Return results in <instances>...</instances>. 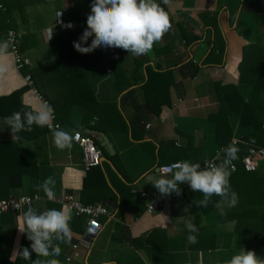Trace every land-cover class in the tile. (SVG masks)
Here are the masks:
<instances>
[{
	"label": "crops",
	"instance_id": "crops-1",
	"mask_svg": "<svg viewBox=\"0 0 264 264\" xmlns=\"http://www.w3.org/2000/svg\"><path fill=\"white\" fill-rule=\"evenodd\" d=\"M66 1L9 2L20 51L29 61L27 70L54 59L50 41L65 31L58 23V14L63 11ZM156 2L169 14L171 28L149 53L140 55L145 64L138 75H146V66L154 71H163L166 63L180 62L172 68L171 85H165L160 94L137 89L138 106L130 109L127 101L124 104L126 110L121 106V97L137 85L118 93L115 74L112 70L107 73L110 69L107 64L86 59L82 63L83 69L95 99L102 104H116L117 111L126 119V128L115 130L102 125L104 130H99L98 115L77 105L70 106L67 114L63 113L64 122L57 119L52 110L54 122L59 123L62 129L80 132L90 138L89 131L101 132L113 145L115 154L110 157L102 152L100 165L89 171L85 170L81 147L73 141L70 148L58 149L53 142L52 130L47 126L34 124L30 131H19L13 141L7 118L14 113L23 117L28 109H39L43 104H49L33 85L27 83L26 72L16 68L9 44L7 56L0 61L9 69L0 75V98L28 87L20 95V105L9 107L0 115V142H7L10 146L15 144L14 148L6 147L4 153H0L3 167L0 199L36 195L38 200L31 207L37 212L60 209L62 206L49 201L43 188L39 187L52 176L54 197L73 194L84 204H101L109 210L108 216L100 218L101 231L89 247L82 244L84 217H76L70 212V239L54 240L53 244L61 249L60 255L40 256L41 264L48 259H57L59 264H225L239 251L236 222L218 219L219 215L231 210L227 203L218 207L216 202L206 213L191 212L185 198L191 189L181 184L183 198L150 215L145 211L147 198L140 194H160L151 183L161 178L156 169L171 160L173 147L185 146L189 137L196 146H204L203 152L198 154L203 162H218L222 158L223 147L217 144L215 123L209 119V115L218 108L215 84L234 86L242 99L249 102L252 90L248 82L255 74L264 71V16L244 11L242 0ZM5 35L6 32L0 30V43L7 42ZM217 37L224 42L222 62L207 63L206 57ZM188 40L192 42L187 44ZM135 57L137 55L129 57L127 68L133 67ZM185 63L191 66L181 67ZM260 98L264 104V91ZM134 114L140 116L144 123V129L136 131L135 136L129 121ZM228 121L232 144L241 143L247 150L249 147H264L255 143L260 144L264 138L245 143L253 129L241 127L237 115H230ZM178 161L199 163L193 159ZM256 161L259 175L264 176V160L257 158ZM171 175L164 176L171 178ZM15 183L17 185H12ZM27 209L17 215L0 217V260L32 264L37 259L34 252L31 259L18 254L20 247L31 251V241L19 229L24 226L22 213ZM187 222L199 229L195 244L188 242ZM68 257L72 258L69 263L66 261Z\"/></svg>",
	"mask_w": 264,
	"mask_h": 264
},
{
	"label": "trees",
	"instance_id": "trees-1",
	"mask_svg": "<svg viewBox=\"0 0 264 264\" xmlns=\"http://www.w3.org/2000/svg\"><path fill=\"white\" fill-rule=\"evenodd\" d=\"M0 2V30L5 31L7 34L9 30L15 29L14 25H12L13 19L11 16L13 9L9 5L11 0H1ZM92 2L93 0H67L63 11L60 13V18L62 21L71 22L75 26L51 39L50 44L54 54L52 61L28 70L27 67L22 68V71L26 72L24 76H29L34 89L42 99L47 101L56 118L61 122L66 120L65 117L62 118L64 116L63 113L67 114L70 106L77 105L98 115L97 128L99 130H104L105 126H109L110 129L124 130L126 128V119L117 111L116 104H102L95 99L86 79L83 61L91 59L99 64H107L115 74V88L118 93L128 89L130 86L137 85V88L128 90L121 97V106L125 108L124 104L128 101L130 106L127 107L133 108V110L139 104L136 97L137 89L145 93L160 94L165 85H171L172 68L177 67L180 62L172 61L171 63H166V69L163 71H154L151 67L146 66V75L142 76L138 74H140L139 70L143 67L145 61L142 60L141 56H137L132 60L133 67L127 68L128 59L132 54L123 49L109 48L105 50L97 48L89 54H81L76 51L73 42L77 41L85 28H87L86 20L88 12L91 11ZM242 8L244 11L254 15L264 16V0H242ZM1 23L3 26H1ZM191 42L192 40L186 41L187 44ZM18 50L22 54L19 45ZM156 51L158 52L159 49ZM223 52L224 42L217 37L205 61L207 63L220 64ZM185 66H191V64L185 63L181 67ZM248 85L252 90V94L249 102L246 103L234 86L220 87L219 84H215L218 108L209 115V119L215 123L216 142L223 149L231 143L232 139L228 121L230 115L239 117L241 127H251L253 129V132L245 138V143L255 142V138H264V104L260 98L261 92L264 91V71L255 74L249 80ZM27 89L28 87L26 86L13 91L8 96L1 97L0 115L15 104L19 106L20 95ZM125 109L127 110V108ZM129 121L133 136H135L136 131L140 132L144 129V123L140 116L134 114ZM188 139L189 141L185 146L181 148L173 147V157L168 162L163 163V165L180 159H193L199 162L200 165L203 163V159H200L198 154L203 152L204 146L202 144L196 146L191 137ZM255 143L261 146L264 145V140L260 144L259 142ZM11 144L13 146L8 145L7 142H0V153H4L6 147L14 148L15 144ZM235 146L239 149L238 158L232 162L237 169L230 175V185L232 190L238 194V203L236 206L231 207L229 212L219 215L218 219L220 221L231 220L236 222L238 249L244 247L247 250H254L258 256L264 258V176L259 175V170L257 172H248L244 169L241 160L247 154V149L241 143ZM101 152L106 155L104 149H101ZM223 158L224 153L222 152V158L216 163H219ZM2 169L0 162V178L3 175ZM12 185H17V183ZM185 198L191 212L200 211L202 213L210 211L213 205L221 200L220 196L213 195L207 207H197L193 201L202 200L203 194L192 190L186 192ZM22 250L20 247L19 255H21L20 252ZM0 264L13 263L7 259H2Z\"/></svg>",
	"mask_w": 264,
	"mask_h": 264
},
{
	"label": "clouds",
	"instance_id": "clouds-1",
	"mask_svg": "<svg viewBox=\"0 0 264 264\" xmlns=\"http://www.w3.org/2000/svg\"><path fill=\"white\" fill-rule=\"evenodd\" d=\"M167 4L168 0H164ZM61 15V14H60ZM87 28L77 41L73 42L76 51L81 54L92 53L97 48L105 50L120 48L132 55H145L149 53L154 44L159 42L171 28L169 14L156 2V0H93L91 12L87 15ZM69 22L65 27L73 28ZM90 41V43H89ZM8 43H0V61L7 56ZM8 67L0 62V75L8 72ZM53 111L49 105L43 104L39 109H32L23 114L14 113L7 118L11 127L12 139L21 130H31L32 125L52 128ZM55 146L64 150L72 146L78 134L60 128L58 125L52 130ZM224 158L215 164L201 167L199 163L180 161L174 167L176 171L171 178L161 176L151 181L161 195L180 194V185L187 183L193 192H201L203 199L193 201L197 207H207L213 195L220 196L217 206L227 203L234 207L238 203V194L230 185V166L238 158L239 149L229 144L222 149ZM54 178L45 179L42 187L49 198L52 197L51 186ZM24 226L19 228L31 241V251L23 248L20 254L24 259H31L32 252L37 259L32 264H41L40 256H59L61 249L53 244L54 240L70 239L71 213L67 206L60 209L51 208L43 212L29 207L22 213ZM189 230L188 242L197 243L199 229L191 222L186 223ZM44 264H59L57 259H48ZM225 264H264V258L257 255L254 250L240 247L239 251L225 262Z\"/></svg>",
	"mask_w": 264,
	"mask_h": 264
},
{
	"label": "built area",
	"instance_id": "built-area-1",
	"mask_svg": "<svg viewBox=\"0 0 264 264\" xmlns=\"http://www.w3.org/2000/svg\"><path fill=\"white\" fill-rule=\"evenodd\" d=\"M1 8V6H0ZM58 23L63 30L70 28L65 27L68 23L63 22L60 18V13L58 14ZM6 41L9 44L10 52L14 61L16 68L22 69L29 66V61L18 50V35L14 30H9L6 34ZM111 69L107 70V73H111ZM27 83L32 86V82L29 79V76H26ZM52 128L48 130H53L57 125L60 127V124L54 122V116L51 121ZM61 128V127H60ZM78 134V138L73 141L78 144L83 151V162L85 170H90L93 167L100 165L102 152L93 140V138L82 136L80 132H75ZM257 158H264V147H249L247 154L243 156L241 163L244 169L248 172H257L258 163ZM180 162V161H178ZM178 162H173L159 166L156 169V173L164 176L171 175L176 171L174 165ZM215 160H207L201 164V167H204L207 164H215ZM236 165L232 162L230 166L231 174L236 171ZM185 186L189 187L187 183ZM184 189L180 188V194L172 193L171 195H161L157 193H152L150 195L146 193H141L140 196L147 198L145 204V211L153 215L155 214L162 206L171 205L176 199L183 198ZM49 201L55 202L60 206H67L71 213L76 217H84L85 219V228H84V237L82 239V244L86 247H89L90 243L99 235L101 231L100 218L103 216H108L109 210L106 206L101 204H84L80 199L73 194H64L63 196L56 198L52 195L51 198L48 197ZM38 200V196L33 195H20V196H10L6 199H0V217L4 214L17 215L23 209L31 207ZM74 249L77 246H73ZM74 256H77L74 253ZM72 260L71 257L66 258V261L69 263Z\"/></svg>",
	"mask_w": 264,
	"mask_h": 264
},
{
	"label": "water",
	"instance_id": "water-1",
	"mask_svg": "<svg viewBox=\"0 0 264 264\" xmlns=\"http://www.w3.org/2000/svg\"><path fill=\"white\" fill-rule=\"evenodd\" d=\"M89 135L98 144L99 149H104L108 156H113L115 154L113 145L109 141L108 137L101 132L89 131Z\"/></svg>",
	"mask_w": 264,
	"mask_h": 264
}]
</instances>
